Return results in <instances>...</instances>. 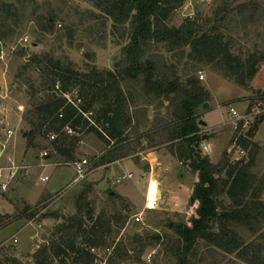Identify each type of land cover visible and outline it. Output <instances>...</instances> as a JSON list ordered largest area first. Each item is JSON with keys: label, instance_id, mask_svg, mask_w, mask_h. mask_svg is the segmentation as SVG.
Here are the masks:
<instances>
[{"label": "rangeland", "instance_id": "1", "mask_svg": "<svg viewBox=\"0 0 264 264\" xmlns=\"http://www.w3.org/2000/svg\"><path fill=\"white\" fill-rule=\"evenodd\" d=\"M221 1L184 0L183 6L172 14L167 23L179 27L187 19L199 21V12L212 17ZM8 3L13 4L20 14L19 25L13 27L15 34L6 39L0 38L5 51V59L0 61V154L2 144L8 143L2 128L13 130L15 135L7 144L4 163L13 158L19 166L28 167V172L21 173L7 191H0V264H36L35 254L51 244L57 227L65 219L77 214V201L86 191L85 203L90 204L96 218H111L119 214L123 218L121 222L125 223L116 239V232L122 223L118 222L120 225H117L113 222L114 233L108 238V246L96 248L93 264H110L114 251L110 245L112 242L127 247L132 257L141 258L140 262L132 258L126 264H175L176 260L170 254V249H174L173 243H166L167 240L163 238L176 237L175 226L190 224L196 214L197 205L191 204L196 177L187 165L172 156L166 145L159 144L160 139L156 140L158 145L154 147H150L146 139L141 144L136 141L139 135L152 132L167 118V102L163 104V100L146 96L141 85L126 83L124 87L134 118L129 135L136 153L109 167L94 168L84 182L72 189L67 188L76 176L75 163L88 160L93 166L96 157L101 156L107 148L105 142L95 134L79 135L76 161L65 162L59 157L46 159L42 156L45 151L53 153L52 141L48 136L35 134L32 139L27 135L32 130L27 119L35 105L50 95L42 73L32 65L33 56L51 53L58 59L67 58L81 73H88L93 68L115 71L117 66H124L122 63L124 50L130 41V24L116 28L114 19L98 8L97 0H9ZM237 4L234 3V6ZM50 15L57 18L55 30L44 33L39 22L42 17ZM230 20L225 27L218 21L206 24L205 30L216 27L223 32L226 41L234 37L237 50L245 53L254 50L257 34L264 35V19L248 25L251 38L247 40L244 39L247 31L240 17L235 13ZM236 49L234 51L238 52ZM190 52L189 47L171 52L166 45H151L147 48L146 59H155L168 70L175 68L182 82L191 76L200 80L210 94V107L201 109L202 120L211 129L203 127L202 130L204 135L209 136L201 147L203 155L209 156L213 164L225 160L231 165L243 160L246 164L253 159L250 173L255 178V188L262 191L261 200L264 202V123L248 149L236 144L257 118L264 116V91L254 90L252 85L250 89L240 87L217 73L211 65H200L192 60ZM196 67L199 72L195 70ZM201 75L205 77L203 80ZM32 85L36 86L35 97L31 94ZM76 96L77 92L68 98L74 100ZM232 109L237 116H234ZM205 147L209 150L206 151ZM150 153L155 154L153 158L158 162L169 165L160 166L155 172L156 178L161 181V199L157 210H145L147 182L137 185L142 172L147 171L148 166L150 168L142 156ZM226 153L227 158L224 157ZM120 169L134 171L136 178L114 186L113 182L123 174L124 170ZM43 177H49V181L43 182ZM128 189L136 190L134 202L124 197L117 201L109 199V192L120 195L121 191ZM231 206V199L227 195L221 197V210ZM27 208L29 211L26 214ZM31 212L36 214L33 218L29 217ZM142 213V220L137 222L134 217ZM86 220V226L93 224ZM238 232L247 245H264V226L257 234L247 227ZM151 234L160 235L162 242L155 247H146L145 243L139 242V238L146 239ZM196 256L197 264H245L237 254H228L205 243L199 246ZM75 260L74 255L67 257L65 262L50 258L49 264H76Z\"/></svg>", "mask_w": 264, "mask_h": 264}, {"label": "trees", "instance_id": "2", "mask_svg": "<svg viewBox=\"0 0 264 264\" xmlns=\"http://www.w3.org/2000/svg\"><path fill=\"white\" fill-rule=\"evenodd\" d=\"M8 1L0 2L1 39L15 34L13 27L19 25L20 13ZM97 1L98 8L114 19L116 28L130 24V41L124 50V66H117L115 71L93 68L88 73H81L67 58L58 59L51 53L34 55L32 65L45 78L50 95L35 105L27 119L32 126L27 135L32 139L35 134L56 135L51 142L53 153L49 158L55 156L72 162L76 161L80 141L78 136L95 134L105 142L107 148L101 156L96 157L93 166L109 167L136 153L129 135L134 118L124 85H141L146 96L163 100V104L168 103V114L157 128L139 135L136 141L141 144L146 139L150 147H154L156 140L160 139L159 144L166 145L172 156L187 165L197 178L191 197V204L197 205L196 214L190 224L175 226L176 237L163 238L167 240L166 243H173L174 249H170V254L175 258V264H197V250L202 243L228 254H237L245 264H264V245H247L238 232L247 227L257 234L264 226L262 191L255 188V178L250 173L253 159L246 164L245 160L232 165L228 160L213 164L209 156H204L201 147L209 136L201 133V109L210 101L209 92L195 76L182 82L175 68L168 70L155 59H146L147 48L151 45H166L171 52L189 47L192 60L200 65H211L225 78L250 89L264 64V35L258 33L254 50L245 53L235 48L234 37L226 41L218 28L206 31L205 26L218 21L225 27L236 13L247 31L249 24L264 19V0H244L241 3V0H222L214 16L199 12V21L187 19L179 27L171 26L167 21L183 6L184 0ZM234 3L238 4L234 6ZM56 22L54 15L42 17L39 22L41 31L54 32ZM250 36V31H247L244 39ZM195 70L200 71L198 67ZM75 92L76 98L70 100L68 96ZM31 94L33 97L37 94L36 86H31ZM90 113L92 116L87 117ZM263 123L264 116L257 118L247 134L239 137L238 145L248 149ZM224 157L227 158V153ZM149 169L148 166L146 170ZM87 194V191L84 192L78 199L77 214L65 219L57 227L51 244L35 254L36 264H49L50 258L65 262L70 255L75 256L76 264H93L96 256L91 250L108 246V238L114 233L113 222L120 225L118 222L123 218L119 214L111 218H96L90 204L85 203ZM224 195L231 199L232 206L221 210L220 199ZM121 198L118 193L112 196L109 192L110 200ZM28 211L29 208L26 214ZM35 215L31 212L29 217ZM86 219L93 224L86 226ZM124 225L122 223V227L118 228L116 239ZM139 242L145 243L146 247H155L162 242V238L158 234H151L146 239L139 238ZM110 245L114 247L110 264H126L132 258L140 262V256L132 257L124 245H116V242Z\"/></svg>", "mask_w": 264, "mask_h": 264}, {"label": "built area", "instance_id": "3", "mask_svg": "<svg viewBox=\"0 0 264 264\" xmlns=\"http://www.w3.org/2000/svg\"><path fill=\"white\" fill-rule=\"evenodd\" d=\"M27 41L28 40H26V42ZM4 59H5V51L3 49L2 43L0 42V61H3ZM200 78L203 80L205 77L204 75H201ZM232 112L234 116H237V112L234 109H232ZM86 116L87 117L92 116V113ZM2 130L3 132H5V136L8 139V143H9L15 135L14 131L10 129L7 130L5 128H2ZM69 133L72 134V131H69ZM201 133L203 134V132ZM48 137L51 139V141H54L57 136L54 134H50ZM7 144H4V143L2 144L3 151L0 154V191L2 192L7 191L9 187L15 182V180L20 176L21 173L26 174L28 172V167L19 166L13 158H9V161L7 164L4 163L3 155L4 153H6ZM236 144H238V142ZM205 150L208 151L209 150L208 147H205ZM241 151L244 153V150L241 149ZM42 156L47 159L49 158L50 154L48 151H45ZM142 157H143V161L147 160L146 156L143 155ZM74 171H75L76 176L67 189H72L75 186L84 182L93 173L94 167L88 160H81L75 163ZM134 178H135V175L133 173L124 174L118 177L114 181L113 184L114 186L121 185L122 183L126 181L134 180ZM140 180L141 182L147 181V190H146V196H145V201H146L145 210L159 209V202L161 199V190H160L159 183L153 180L152 178V170L149 172L143 171L140 177ZM42 181L48 182L49 177H43ZM153 195H154V198L152 199ZM144 213L139 214L134 217L137 220V222H140L142 220L141 217H143ZM15 242L17 243L18 240H15ZM91 252L96 256V248L92 249Z\"/></svg>", "mask_w": 264, "mask_h": 264}, {"label": "crops", "instance_id": "4", "mask_svg": "<svg viewBox=\"0 0 264 264\" xmlns=\"http://www.w3.org/2000/svg\"><path fill=\"white\" fill-rule=\"evenodd\" d=\"M252 89H254V90H260V91H264V64L262 65V67H261V69H260V71H259V73L257 74V76L255 77V79H254V81L252 82ZM203 121H205V120H203ZM206 122V121H205ZM207 123V122H206ZM208 124V123H207ZM226 124H227V122H226ZM207 129H209V130H211L210 128H209V125L206 127ZM211 148V147H210ZM155 154L154 153H150L148 156H146V158H147V160H146V163L147 164H149L150 165V171L152 170V178H153V180H155V181H157L158 183H159V186H160V190H161V181H160V179H158V178H156V176H155V172H156V170H158V167H160V166H166L167 164L166 163H164V162H162V163H160V162H158V160H156V158L154 157L153 158V156H154ZM167 166H169V165H167ZM120 170H122V169H120ZM124 170V169H123ZM122 170V171H123ZM160 170V169H159ZM123 174L122 175H124V174H129V173H133L134 174V171H127V170H124L123 172H122ZM135 175V174H134ZM135 178H136V175H135ZM197 181V178H195V180H194V183ZM143 182H147V181H142L141 182V180H140V178H138V182H137V185L139 186V185H141ZM114 183V182H113ZM136 185V184H135ZM136 185V186H137ZM135 186V187H136ZM136 189V188H135ZM129 190V189H128ZM146 190H147V185H146ZM135 192H136V190H129V191H121V193H120V196L121 197H124L125 199H128V200H130V201H135L133 198H134V194H135ZM145 196H146V192H145ZM145 198V197H144Z\"/></svg>", "mask_w": 264, "mask_h": 264}, {"label": "water", "instance_id": "5", "mask_svg": "<svg viewBox=\"0 0 264 264\" xmlns=\"http://www.w3.org/2000/svg\"><path fill=\"white\" fill-rule=\"evenodd\" d=\"M204 109H208L209 107H210V104L209 103H206V104H204ZM201 125L203 126V127H207L208 126V124L205 122V121H201ZM111 195L113 196V195H115V193L113 192V193H111Z\"/></svg>", "mask_w": 264, "mask_h": 264}, {"label": "bare ground", "instance_id": "6", "mask_svg": "<svg viewBox=\"0 0 264 264\" xmlns=\"http://www.w3.org/2000/svg\"><path fill=\"white\" fill-rule=\"evenodd\" d=\"M154 198V195H153V197H152V199Z\"/></svg>", "mask_w": 264, "mask_h": 264}]
</instances>
